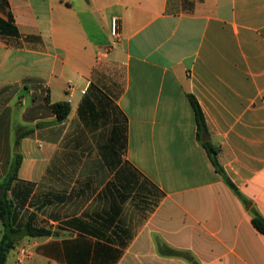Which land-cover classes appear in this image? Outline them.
Returning <instances> with one entry per match:
<instances>
[{
	"label": "crops",
	"instance_id": "crops-1",
	"mask_svg": "<svg viewBox=\"0 0 264 264\" xmlns=\"http://www.w3.org/2000/svg\"><path fill=\"white\" fill-rule=\"evenodd\" d=\"M17 152L51 234L6 264H264V0H0V180Z\"/></svg>",
	"mask_w": 264,
	"mask_h": 264
},
{
	"label": "trees",
	"instance_id": "trees-1",
	"mask_svg": "<svg viewBox=\"0 0 264 264\" xmlns=\"http://www.w3.org/2000/svg\"><path fill=\"white\" fill-rule=\"evenodd\" d=\"M188 98L195 115L197 137L202 139L207 133L203 113L197 100L192 95H188ZM50 107L55 113L57 121H63L69 115L70 104L66 101L52 103ZM19 139L20 138L16 140L17 144L19 143ZM202 144L206 148L208 156L216 171L222 175L228 187L239 195L237 188L226 176L219 164L218 149L209 141ZM20 164L21 156L20 153L17 152L13 155L7 174L2 180H0V220L3 225V234L0 240V264H6L9 252L15 247L21 238H39L51 234L50 230L34 225L33 220L36 216L35 212L28 213L26 219L20 220L16 206L12 198L9 197L8 193L12 188L13 181L17 178ZM252 224L259 232L264 234V218L261 215L254 212Z\"/></svg>",
	"mask_w": 264,
	"mask_h": 264
},
{
	"label": "built area",
	"instance_id": "built-area-1",
	"mask_svg": "<svg viewBox=\"0 0 264 264\" xmlns=\"http://www.w3.org/2000/svg\"><path fill=\"white\" fill-rule=\"evenodd\" d=\"M110 36H111V41L109 45L105 48L104 54H108L111 52L112 48L116 46L119 42L120 39V33H119V28H118V19L117 17L113 16L110 19ZM88 84L82 89V93L86 92V89L88 87ZM75 90V85L72 80L67 81V86H66V91L68 95H72ZM19 254L23 257L27 256V252L24 248H21L19 250Z\"/></svg>",
	"mask_w": 264,
	"mask_h": 264
},
{
	"label": "water",
	"instance_id": "water-1",
	"mask_svg": "<svg viewBox=\"0 0 264 264\" xmlns=\"http://www.w3.org/2000/svg\"><path fill=\"white\" fill-rule=\"evenodd\" d=\"M203 141H205V140H203ZM16 151H17V148H16Z\"/></svg>",
	"mask_w": 264,
	"mask_h": 264
},
{
	"label": "rangeland",
	"instance_id": "rangeland-1",
	"mask_svg": "<svg viewBox=\"0 0 264 264\" xmlns=\"http://www.w3.org/2000/svg\"><path fill=\"white\" fill-rule=\"evenodd\" d=\"M14 150H15V148H14Z\"/></svg>",
	"mask_w": 264,
	"mask_h": 264
}]
</instances>
